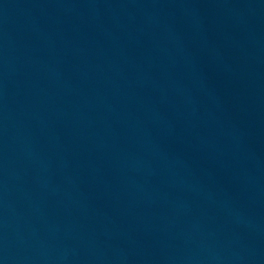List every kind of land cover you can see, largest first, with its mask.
Masks as SVG:
<instances>
[{"label":"water","instance_id":"95a60500","mask_svg":"<svg viewBox=\"0 0 264 264\" xmlns=\"http://www.w3.org/2000/svg\"><path fill=\"white\" fill-rule=\"evenodd\" d=\"M0 264H264V0H0Z\"/></svg>","mask_w":264,"mask_h":264}]
</instances>
